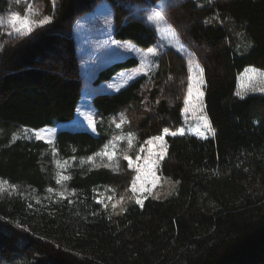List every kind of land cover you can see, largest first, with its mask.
I'll list each match as a JSON object with an SVG mask.
<instances>
[{"label": "trees", "instance_id": "obj_1", "mask_svg": "<svg viewBox=\"0 0 264 264\" xmlns=\"http://www.w3.org/2000/svg\"><path fill=\"white\" fill-rule=\"evenodd\" d=\"M38 1L51 23L27 37L0 33V181L36 197L49 189L66 195L30 211L25 194H0V264H264V95H236L245 67L264 71V0H168L162 8L203 69L215 135L166 136L161 183L143 205L131 192L135 173L126 159L112 169L87 158L118 133L131 134L132 154L164 128L181 126L186 58L167 47L148 73L115 93L93 94L95 134L65 129L52 143L13 140L21 128L74 119L83 74L72 26L101 0ZM158 1L107 0L113 40L155 47L158 36L132 6ZM11 7L0 0V14ZM138 64L132 56L113 61L93 84ZM63 161L70 179L57 184L55 162ZM104 189L124 197L115 209L96 202Z\"/></svg>", "mask_w": 264, "mask_h": 264}, {"label": "rangeland", "instance_id": "obj_2", "mask_svg": "<svg viewBox=\"0 0 264 264\" xmlns=\"http://www.w3.org/2000/svg\"><path fill=\"white\" fill-rule=\"evenodd\" d=\"M14 3V7H11L5 13L0 14V33L5 35H12L13 29L7 23V16L10 12H19L20 8L23 9V13L25 14L26 11L31 6V9L35 15L33 19H42L43 16L40 15V2L38 0H20L19 3L16 0H12ZM168 0H159L155 4L148 3L146 6L143 5H133V15L139 19H141L147 26L152 28L156 35L158 36L159 43L150 49L143 50L130 42L127 41H116L112 38V31H113V21H112V9L107 2V0H101L99 3L93 7V9L78 17L72 26V34L74 35L76 45H77V53L79 56V61L81 65V70L83 74V89L81 99L79 101L78 107L74 114V119L71 121L74 125V129L84 128L89 131H93L95 133L94 127V118L93 113L94 110L91 105V96L96 93H106V92H115L125 86L128 82L139 75H143L148 73L154 67V59L155 56L161 52L163 49L170 47L182 54L187 61L188 69H189V76L192 75L194 72L197 71V65L201 68L200 64L181 39L180 35L176 32V30L171 26V24L165 19L157 22L156 14L158 12H162V8ZM20 13V12H19ZM228 21V20H227ZM229 30L234 31V27L229 25ZM251 46V43L248 42L247 47L244 51H239V54L247 53ZM129 56L135 57L138 59V66L135 68L125 69L119 71L113 79L101 83L99 85L93 84V80L97 71L104 67L105 65L119 60L124 59ZM189 61L192 62L191 70L189 67ZM257 69L253 66H247L245 69L239 74L237 80V88L236 93L240 92V98H244L248 95L258 94L264 95V77L260 76L258 72H253L252 69ZM262 71V70H260ZM189 80V77H188ZM188 86V85H187ZM201 91L204 92V85L201 87ZM187 94V92H186ZM185 104L182 110V124L178 129H184V135H192L197 138H202L196 135L194 129L199 125L202 126L205 119L209 122L207 114L205 112L204 107V96L202 104L196 105L195 108H190L188 112L184 111ZM91 116V122L88 119V116ZM65 127V125H61V123L56 124L54 127H46L39 129L41 134L44 136V139H39L44 142L49 143V141H53L54 133L58 130L59 127ZM58 127V128H57ZM70 127V126H69ZM24 128L19 129L17 132L18 137H22L28 140H38L35 138L34 132L37 130L28 129L27 133L23 132ZM176 131V130H175ZM171 132V131H170ZM162 135H164L162 133ZM166 136L171 135H164V143L161 145L159 141H154L152 145H149L147 141L136 150L135 153L131 154L133 150V140L131 145L129 144V136L123 133L116 134L108 143L109 145L107 151L112 153L113 158L109 159L108 156H94L92 160H88L87 162H96L102 164L104 166L110 167L112 169H118L119 167V160L126 159L129 163V159L133 162V166L131 167L134 170V179L137 176V166H142L145 162V158L149 156V153H152V159H156V154L160 151V148L163 146L166 153ZM181 136V135H176ZM212 135H207L206 138L211 137ZM156 137V136H155ZM154 138V137H152ZM105 147V146H104ZM104 147L102 150H104ZM101 150V151H102ZM100 151V152H101ZM140 157V159H137ZM161 160L157 165L152 168V171L155 173L154 176L149 177L151 181L154 182L153 184H145V187H151L152 193L157 188V186L161 183L160 176L158 173V167ZM70 164V161L66 162H55L56 169L58 173L56 174V183L61 184L64 180H60V176H65L62 173V170L66 168ZM133 179V180H134ZM59 181V182H58ZM3 183L0 184V194L2 192H6L7 195H11L14 193H22L29 197L32 200L33 204L29 206L32 207L30 211H38V207L49 206V200H57L64 198L66 194L59 191V189H51V191H47V195L43 197H36L27 189L19 190L16 187L9 186L6 182L2 181ZM143 181H137V186L142 183ZM132 186V184H131ZM151 193V194H152ZM63 194V195H61ZM99 198L96 202L100 203L102 206L106 205L107 203H115L117 199L112 196L110 191L104 189L99 191ZM133 194V193H132ZM147 192L140 193L137 192L133 194L139 196L141 199H145V197L151 195ZM115 199V200H114Z\"/></svg>", "mask_w": 264, "mask_h": 264}, {"label": "snow or ice", "instance_id": "obj_3", "mask_svg": "<svg viewBox=\"0 0 264 264\" xmlns=\"http://www.w3.org/2000/svg\"><path fill=\"white\" fill-rule=\"evenodd\" d=\"M17 3L20 2V0H16ZM53 4L55 5V0H53ZM35 15H38L37 13H34L31 9V6H29V9L26 11L25 14H21L19 12H10L9 15L7 16V23L11 26L13 29V33L15 35H19L22 37H27L31 33L34 32L36 28L43 27L44 25H47L51 23L52 21V16L51 15H46L43 16L42 19H33ZM156 20L157 22H160L164 20V13L163 12H158L156 14ZM0 50H2V46H0ZM192 62L189 61V67L191 70ZM253 72H258L260 76L264 77V71H260L257 69H252ZM205 84V80L203 77V69L199 68L197 65V71L194 72L192 75L189 76L188 80V86H187V94L184 97V104L185 108L184 111L188 112L190 108H195L196 105L202 104L203 101V96L204 92L201 91V87ZM264 91V89H261ZM237 96H241L240 92L236 93ZM242 98V97H241ZM89 121L91 122V116H88ZM123 122V119H122ZM117 127H120L118 124ZM196 135L206 138L207 135H215V129L211 127V124L205 119L204 123L202 126H197L194 129ZM24 133L28 132L27 128L23 129ZM163 134L164 135H171V136H176V135H184V129H177L176 131H171L169 128H164L163 129ZM35 138L36 139H44V136L41 134V131L37 130L34 132ZM164 135H159L154 138H150L147 143L149 145H152L154 141H159L161 145L164 143ZM17 135L14 134L12 139L15 140L17 139ZM51 143V141H49ZM132 140H131V134H129V144L131 145ZM109 145H105L104 150H102L99 153H96L94 155L97 156H108L109 159H112V153L108 152ZM165 149L163 146L160 148V151L156 154V159H152V153H149V156L145 158V162L142 166H137V176L135 179L132 181V186H131V192L133 194L140 192L144 193L147 192L148 194L152 193V188L151 187H145V184H153L154 182L149 179V177L154 176L155 173L152 171V168L159 163L160 160H162L165 156ZM128 159V157H125ZM88 160H92L93 157H88ZM137 159H140V157H137ZM133 166V162L129 159V167ZM70 177L67 176H60V180H68ZM143 181L139 187L137 186V181ZM59 182V181H58ZM3 182L0 181V184ZM15 187V186H13ZM51 191V189H49ZM63 195V194H61ZM146 198V197H145ZM124 197H121L120 200H117L115 203H113L112 207L113 209L116 208L117 204H119ZM135 202L137 204L143 205V199H141L139 196H136ZM107 207V205H105Z\"/></svg>", "mask_w": 264, "mask_h": 264}, {"label": "crops", "instance_id": "obj_4", "mask_svg": "<svg viewBox=\"0 0 264 264\" xmlns=\"http://www.w3.org/2000/svg\"><path fill=\"white\" fill-rule=\"evenodd\" d=\"M73 36H74V35H73ZM118 73H119V72H118ZM113 78H114V77H113ZM113 78H112V79H113ZM132 80H133V79H132ZM128 83H129V82H128ZM128 83H127V84H128ZM127 84H126V85H127ZM123 87H124V86H123ZM123 87H122V88H123ZM120 89H121V88H120ZM120 89H119V90H120ZM119 90H117V91H119ZM117 91H115V92H117ZM115 92H106V93H115ZM91 97H92V96H91ZM77 107H78V106H77ZM71 123H73V122L70 121V122H64V123H61V125H65V127H63V126H61V127H59V128L57 127L58 130L55 131L54 136H55V134H56L58 131H60V130H65V129H68V130H74V127H73V126H74V125L78 126V124H75V123H74V125H73V124H71ZM71 125H73V126H71ZM69 126H70V127H69ZM86 130H87V129H86ZM87 131H88L89 133H91V134H95L93 131H89V130H87Z\"/></svg>", "mask_w": 264, "mask_h": 264}]
</instances>
